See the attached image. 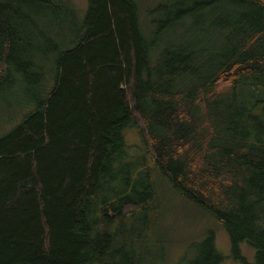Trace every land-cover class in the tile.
I'll use <instances>...</instances> for the list:
<instances>
[{
    "label": "trees",
    "instance_id": "16d2710c",
    "mask_svg": "<svg viewBox=\"0 0 264 264\" xmlns=\"http://www.w3.org/2000/svg\"><path fill=\"white\" fill-rule=\"evenodd\" d=\"M69 1L0 0V264H138L160 180L264 264V0H87L68 34Z\"/></svg>",
    "mask_w": 264,
    "mask_h": 264
},
{
    "label": "rangeland",
    "instance_id": "374dc122",
    "mask_svg": "<svg viewBox=\"0 0 264 264\" xmlns=\"http://www.w3.org/2000/svg\"><path fill=\"white\" fill-rule=\"evenodd\" d=\"M140 1L143 11L147 9V6H153L154 2V0ZM86 7L87 0L69 1L66 10L60 14L67 20L63 27L64 33H73L80 26ZM53 16L58 17L59 14L53 12ZM227 86L226 82H219L217 85L218 88H226ZM5 113L13 114L14 109ZM4 126L2 116H0V129ZM122 134L129 146L128 152L131 156L127 160L140 156L141 148L143 147V137L140 130L129 126L122 130ZM146 163L150 164L151 160ZM159 187L162 192L161 196H163L161 200L165 204L162 215L163 223L155 226V230L148 228L147 237L143 238L140 244L127 247V250L131 251L133 256H135L138 264H184L194 256L196 252L195 243L201 241L209 230H213L214 245L222 255L219 264H243L232 256L230 239L222 225L210 214L182 199L161 180ZM149 220L147 215H145L134 223L136 230L151 226ZM126 229H128L127 226ZM238 247L245 260L248 263H253L255 248L246 241L239 242ZM124 257V251L122 250L114 259L122 260Z\"/></svg>",
    "mask_w": 264,
    "mask_h": 264
}]
</instances>
